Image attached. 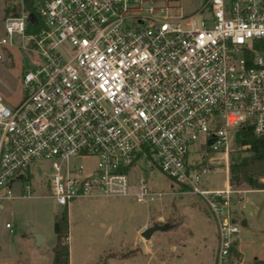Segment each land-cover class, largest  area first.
I'll return each mask as SVG.
<instances>
[{
    "label": "built area",
    "instance_id": "1",
    "mask_svg": "<svg viewBox=\"0 0 264 264\" xmlns=\"http://www.w3.org/2000/svg\"><path fill=\"white\" fill-rule=\"evenodd\" d=\"M1 4L0 59L16 49L31 65L17 104L0 95V208L35 187L64 209L91 197L151 203L166 194L145 174L157 170L202 197L215 264H233L242 190L201 189L215 166L188 158L196 144L221 152L229 174L235 131L264 137V0H203L193 13L182 0Z\"/></svg>",
    "mask_w": 264,
    "mask_h": 264
},
{
    "label": "rangeland",
    "instance_id": "2",
    "mask_svg": "<svg viewBox=\"0 0 264 264\" xmlns=\"http://www.w3.org/2000/svg\"><path fill=\"white\" fill-rule=\"evenodd\" d=\"M202 3L203 0H182L183 9L189 13L195 12ZM3 9L1 4L0 34L4 33ZM5 52L6 57L0 59V95L15 105L24 94L23 70L31 65V60L19 51H12L14 58L7 57L10 51ZM236 149L233 142L230 160ZM198 151L197 144L191 147L190 162L200 163L201 168L208 164L215 166L214 171L201 175L199 187L203 190L226 188L229 174L223 153L212 152L210 148ZM145 174L155 190L166 192L162 198L139 203L126 196L91 197L76 200L66 209L70 264L215 262L217 227L202 197L187 187L172 188L173 180L160 171H145ZM239 189L243 198L236 204L235 212L241 224L238 248L242 257L237 253L234 264H255L256 260H264V189L244 186ZM19 190L16 185L15 194ZM177 191L185 193L175 194ZM241 205L244 207L238 211ZM59 212L46 188L35 187L32 196L4 201L0 208V264H51ZM243 219L246 224H242ZM168 222L170 231L158 230L149 239L141 234L155 223ZM35 234L43 237L40 244L36 243Z\"/></svg>",
    "mask_w": 264,
    "mask_h": 264
},
{
    "label": "trees",
    "instance_id": "3",
    "mask_svg": "<svg viewBox=\"0 0 264 264\" xmlns=\"http://www.w3.org/2000/svg\"><path fill=\"white\" fill-rule=\"evenodd\" d=\"M234 151L229 163V183L234 188L264 189V137L252 126L244 125L235 131ZM186 187H184L185 189ZM56 242L51 264H70L69 220L67 210L60 211L55 222ZM255 264H264L256 260Z\"/></svg>",
    "mask_w": 264,
    "mask_h": 264
},
{
    "label": "crops",
    "instance_id": "4",
    "mask_svg": "<svg viewBox=\"0 0 264 264\" xmlns=\"http://www.w3.org/2000/svg\"><path fill=\"white\" fill-rule=\"evenodd\" d=\"M18 51V50H16V49H12L10 52H11V54H10V56H11V58H14V56H13V53H12V51ZM20 52V51H19ZM22 57V56H21ZM177 189V188H176ZM178 192V191H177ZM183 193H185V191H180V193L178 192V193H175V194H183ZM239 196V195H238ZM241 196V198H243V196L242 195H240ZM241 199H238L237 198V196H236V199H235V204H234V218L236 219V220H238L239 221V219L237 218V216H236V212H235V206H236V204H240V201ZM237 201H238V203H237ZM242 206V207H241ZM240 206V208L238 209V211L240 210H242L243 209V207H244V205H241ZM245 221V223H243ZM168 224V228H166V229H164V230H168V231H170L169 230V227H170V225H171V223L170 222H168L167 223ZM242 224H246V220L245 219H243L242 220ZM241 231V230H240ZM240 233V232H239ZM239 233H238V235L236 236V238H235V241H234V247H233V254H234V256H236L237 255V253H240V258L242 257V252L239 250V248H238V246H239ZM215 243H216V250H217V240H215ZM215 257H216V255H215ZM239 258V259H240ZM216 261V260H215ZM213 264H215V262L213 263ZM233 264H234V262H233Z\"/></svg>",
    "mask_w": 264,
    "mask_h": 264
},
{
    "label": "water",
    "instance_id": "5",
    "mask_svg": "<svg viewBox=\"0 0 264 264\" xmlns=\"http://www.w3.org/2000/svg\"><path fill=\"white\" fill-rule=\"evenodd\" d=\"M58 210L59 211H63L64 208L61 205H59L58 206ZM243 223H245V221ZM166 228H168V224L167 223H165V224L155 223V224L145 228L141 232V234H142V236L144 238L149 239L154 232H156L158 230H164ZM35 235H36V243L40 244L42 242V240H43V237L40 234H35Z\"/></svg>",
    "mask_w": 264,
    "mask_h": 264
}]
</instances>
